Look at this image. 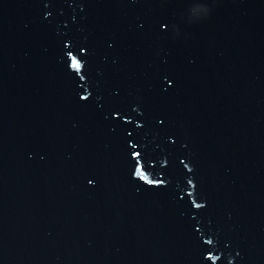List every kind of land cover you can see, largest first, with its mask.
<instances>
[{"label":"water","instance_id":"1","mask_svg":"<svg viewBox=\"0 0 264 264\" xmlns=\"http://www.w3.org/2000/svg\"><path fill=\"white\" fill-rule=\"evenodd\" d=\"M0 264H264V0H0Z\"/></svg>","mask_w":264,"mask_h":264},{"label":"snow or ice","instance_id":"2","mask_svg":"<svg viewBox=\"0 0 264 264\" xmlns=\"http://www.w3.org/2000/svg\"><path fill=\"white\" fill-rule=\"evenodd\" d=\"M78 66V65H77Z\"/></svg>","mask_w":264,"mask_h":264}]
</instances>
